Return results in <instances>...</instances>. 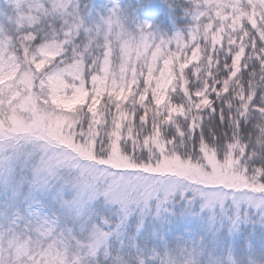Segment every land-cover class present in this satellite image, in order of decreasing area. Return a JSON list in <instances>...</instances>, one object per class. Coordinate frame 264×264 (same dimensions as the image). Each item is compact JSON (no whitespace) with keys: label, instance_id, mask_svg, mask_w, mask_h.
<instances>
[{"label":"snow or ice","instance_id":"1","mask_svg":"<svg viewBox=\"0 0 264 264\" xmlns=\"http://www.w3.org/2000/svg\"><path fill=\"white\" fill-rule=\"evenodd\" d=\"M182 6L0 17V264H264V0Z\"/></svg>","mask_w":264,"mask_h":264},{"label":"rangeland","instance_id":"2","mask_svg":"<svg viewBox=\"0 0 264 264\" xmlns=\"http://www.w3.org/2000/svg\"><path fill=\"white\" fill-rule=\"evenodd\" d=\"M190 1V0H189ZM83 2H86V0H83ZM93 2H98V0H93ZM113 2H117V0H113ZM119 3H121L122 5H125L127 7L130 8V10L132 12H134V14L141 20L143 19H147L148 17L144 14V9L141 7V5L143 4L144 0H118ZM131 2H135L136 6H132L130 3ZM0 4H2L3 6H10V12H11V15H14V11H13V0H0ZM82 6H83V3H82ZM186 11H183L182 12V16L181 18L183 17V19L181 20H184V16H185V19H187L188 23H185L184 21V24L187 25L191 22V16L190 15H186L185 14ZM6 14L3 13L2 11V6L0 5V17H3L5 16Z\"/></svg>","mask_w":264,"mask_h":264},{"label":"trees","instance_id":"3","mask_svg":"<svg viewBox=\"0 0 264 264\" xmlns=\"http://www.w3.org/2000/svg\"><path fill=\"white\" fill-rule=\"evenodd\" d=\"M170 2L173 4V8L171 9L172 12H175L177 7L179 6V16H178V18L175 16H171L169 19V23L172 24V23L176 22L177 19L179 21H184L185 23H188L187 19H185V16H184V20H181V19H183V17L181 18L182 12L186 11L185 8L182 6V0H170ZM183 3H187V4L191 5L194 3V0H190V1L189 0H183ZM130 4L132 6H136L135 2H131ZM0 5L2 6V11L4 14L11 15V12L9 9L10 6L6 7V6H3L2 4H0Z\"/></svg>","mask_w":264,"mask_h":264}]
</instances>
